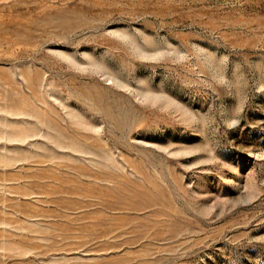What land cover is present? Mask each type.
Masks as SVG:
<instances>
[{
	"label": "rangeland",
	"instance_id": "rangeland-1",
	"mask_svg": "<svg viewBox=\"0 0 264 264\" xmlns=\"http://www.w3.org/2000/svg\"><path fill=\"white\" fill-rule=\"evenodd\" d=\"M0 264H264V0H0Z\"/></svg>",
	"mask_w": 264,
	"mask_h": 264
}]
</instances>
